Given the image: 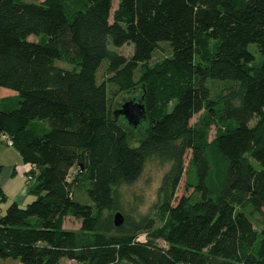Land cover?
Instances as JSON below:
<instances>
[{"label":"trees","instance_id":"obj_1","mask_svg":"<svg viewBox=\"0 0 264 264\" xmlns=\"http://www.w3.org/2000/svg\"><path fill=\"white\" fill-rule=\"evenodd\" d=\"M113 1L0 0V91L17 92L0 104V135L34 175V199L0 215V258L264 264V222L251 218L264 219V0ZM162 42L171 55L151 63ZM126 44L130 57L110 48ZM137 88L148 127L131 145L112 102ZM153 159L169 164L154 215L122 214L120 186ZM184 175L192 192L174 203Z\"/></svg>","mask_w":264,"mask_h":264},{"label":"rangeland","instance_id":"obj_2","mask_svg":"<svg viewBox=\"0 0 264 264\" xmlns=\"http://www.w3.org/2000/svg\"><path fill=\"white\" fill-rule=\"evenodd\" d=\"M118 4V0L113 1V11L116 9ZM112 11V12H113ZM30 41H45L46 35L41 34L40 36L37 35H31L29 37ZM111 49H114L121 54H123L126 57H130L133 53V44H126L120 48L115 47L113 45H110ZM249 49L256 54L257 59L259 58V52L257 51V47L255 44H251L249 46ZM171 47L167 42L160 43V47L156 49L153 53V57L151 59V63H154L158 60L163 59L166 56L171 55ZM56 64L61 67H67L71 68V66L63 61L57 60ZM107 64V60L103 61V65L101 66L98 78L99 81H102L104 78V70L105 65ZM5 90L13 91L9 88H4ZM141 96H142V90L140 88H137L133 92H124L119 94L113 99L112 102V110L113 112L115 110H118L122 107V105L126 101H133V102H141ZM198 114L193 117L191 120V123H195L198 120ZM119 123L124 126L127 129L128 136H129V142L131 145H137L140 139H142L145 134L147 133V127L148 122L146 119H141L140 124L137 127H134L128 123L126 118L123 115H119L117 117ZM215 134V128L212 127V129L209 132V139L212 140ZM13 146L8 145L5 141H3L0 138V161H4L5 165L3 170H1V176L0 181L3 185H5V189L8 192L9 197L5 200L1 199L0 196V207L5 212L6 207L9 205V201L14 197L16 193L19 191L27 190L33 185L34 180L28 179L29 172L24 170L22 168H19L18 174H15V166L11 162L14 161V150L12 148ZM20 157V156H19ZM190 159V152L188 153L186 160L187 162ZM20 162H23V160L20 157ZM169 169V164L162 163L159 160H150L147 162L145 169L141 176L138 178L137 181H135L133 184L129 185H121L120 186V192L122 195V201H123V207L124 210L121 211L122 214H125L127 216H130L132 218H137L141 214H150L154 215V204L157 201V194L158 189L161 184L162 178L165 174V172ZM76 168L72 169V177L74 175ZM3 171V172H2ZM186 184V177L183 176L179 188L176 193V199L174 203H176L179 198L186 194L188 195L190 192H192V189L187 191L185 189ZM30 195V196H29ZM28 198L32 197V194L29 193L28 190ZM76 199L79 201H82L84 203H91V199L87 196V193L83 188H77L76 189ZM27 203V200L22 203V205H25ZM251 218L256 223V228L258 230L261 229V226L264 222V219L260 213L255 214L254 216H251ZM64 227L68 229H77L80 227V221L76 219L75 217L67 216L64 218ZM142 236H145L142 234ZM161 244H163L162 241H160ZM0 264H26L23 263L19 258H0ZM62 264H80L75 260H69V259H62Z\"/></svg>","mask_w":264,"mask_h":264},{"label":"crops","instance_id":"obj_3","mask_svg":"<svg viewBox=\"0 0 264 264\" xmlns=\"http://www.w3.org/2000/svg\"><path fill=\"white\" fill-rule=\"evenodd\" d=\"M16 95H17V92L16 91L13 92V91H10V90H7V89L5 90L4 88H2L1 91H0V104L4 106V102L6 100H8L10 98H13ZM12 148H13V150L15 152L13 154L14 155V161H12L11 164L13 163L14 166H15V168H14L15 169V174H18L17 172L19 171V168H22L24 170V172H26L28 169H30L31 165L29 163H25L24 161L23 162H20L21 155L19 154V152L14 147H12ZM21 159H22V157H21ZM0 165L2 167L6 166L5 163H4V161H0ZM2 170H3V168H2ZM0 176H1V174H0ZM29 189H27V190H23L22 189L21 191H19L18 193H16L14 195V197L11 199V201H9V202L12 203V202L15 201V202H17L19 204H22L26 200H27V202L33 200L34 199V196H32L31 198H28L30 196V195L28 196V190ZM0 190L5 194V197L7 199L9 197V195H8L7 190L5 189V185H3L1 183V181H0ZM3 213H4V211L0 207V215L3 214Z\"/></svg>","mask_w":264,"mask_h":264},{"label":"water","instance_id":"obj_4","mask_svg":"<svg viewBox=\"0 0 264 264\" xmlns=\"http://www.w3.org/2000/svg\"><path fill=\"white\" fill-rule=\"evenodd\" d=\"M119 115H123L128 123L134 127H137L141 119H146V110L142 102L126 101L122 107L114 111V116L117 118ZM124 218L120 212H117L114 216V223L116 226L122 225Z\"/></svg>","mask_w":264,"mask_h":264},{"label":"built area","instance_id":"obj_5","mask_svg":"<svg viewBox=\"0 0 264 264\" xmlns=\"http://www.w3.org/2000/svg\"><path fill=\"white\" fill-rule=\"evenodd\" d=\"M0 138L3 141H5L8 145L13 146V140L8 134L3 133V134L0 135ZM30 169H31V167H30ZM30 169L27 170L29 172L28 179L29 180H34V175L31 174ZM144 237L145 236H140V239H144Z\"/></svg>","mask_w":264,"mask_h":264}]
</instances>
